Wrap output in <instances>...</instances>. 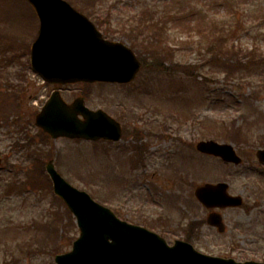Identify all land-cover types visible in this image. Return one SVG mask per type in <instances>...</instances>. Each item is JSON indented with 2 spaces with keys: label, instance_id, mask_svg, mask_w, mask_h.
Returning a JSON list of instances; mask_svg holds the SVG:
<instances>
[{
  "label": "rangeland",
  "instance_id": "obj_1",
  "mask_svg": "<svg viewBox=\"0 0 264 264\" xmlns=\"http://www.w3.org/2000/svg\"><path fill=\"white\" fill-rule=\"evenodd\" d=\"M239 1L99 0L95 6L100 8L102 17L111 10V25L117 30L110 31L116 33V41L123 42L128 47H132L129 37L123 33L120 35L119 29L128 27L131 18L138 22L141 18L146 24L156 22L158 18L161 22L165 20L168 42L175 50L174 61L196 64L202 63V57L197 53L198 37L192 27L204 18L212 26H226V30H235L237 39L234 44L245 52L256 47L264 55V22L260 20L264 17V12L252 6V0L242 1V4ZM262 2L264 4V0ZM241 10L245 12L243 16L238 13L237 16L234 15V12ZM256 15L261 17L255 18ZM237 17L241 20L239 23L235 21ZM108 25L105 24L103 29L108 30ZM36 26L37 20H34L32 11L24 0H0V96L7 97L9 102L18 98L20 124L26 128L28 136L35 138V145L30 146L32 150L28 148L27 151L26 147H19L17 144L20 138L21 142L25 141L23 134L0 129L1 183L6 185L13 174L17 177H23L24 174L35 175L31 167L37 157L29 154L41 148L43 151L36 152L42 155L38 158V163H46L48 159L45 156L49 152L48 157L54 159L56 169L61 171L66 181L119 209L121 219L131 223L147 221L153 224L155 221L159 224L156 220L163 215L167 222L159 225L158 231L154 232L172 244L174 240L185 239L183 229L186 223L199 220L204 222L208 213L196 202L193 196L195 188L203 183L225 182L229 185L228 193L241 196L248 209L241 207L221 210L226 232L219 234L202 223L198 225L199 230L194 232L190 243L202 253L232 258L238 262L264 260V240L254 242V232L250 228L252 226L254 229L255 223L262 224L264 221V168L258 165L255 157V152L264 146L257 139L249 141L252 143L244 141L240 142L241 145H236L222 141L221 137L216 138V142L233 145L244 163L238 168L225 166L218 159L202 156L195 151V144L203 140L201 134L205 131V122L216 127L224 121L229 125L234 120L250 136L263 135L264 87L254 91L246 80L226 79L224 74H216L205 63L201 65V72L196 77L167 71H172L169 68L173 60L162 63L163 68L156 72L151 67L150 58L143 60L144 68L129 87L93 84L87 89L86 106L93 110L102 109L121 122L124 128L134 127L144 137L142 144L146 145L151 155L148 167L129 173L123 166L126 158L121 155L119 146L125 144L127 138L118 142L117 146L98 144L97 148L91 143L66 139L51 141L48 147L45 142L43 148L36 146L40 141L34 124L30 123L32 113L42 108L54 90H60L66 102H71L83 90L81 84H46L32 72L29 55H24L18 44L21 40L31 43ZM134 52L138 55L140 50L136 49ZM5 91L7 92L4 93ZM241 97L242 103L235 102ZM122 104L135 107L142 120L125 122L122 114L126 113ZM256 119L262 120L255 123ZM212 136L215 137L214 134ZM108 169L111 171L110 175ZM115 173L123 177V180L131 179V185L126 189L115 188L112 183L109 185V177H113ZM151 184L165 192V200L162 198L161 202L152 201L154 194ZM122 185L128 184L125 182ZM112 192L111 197L106 196V193L109 195ZM174 194L179 197L178 201H167V197ZM3 195L1 190L0 236L4 234V230H9L6 229V223L12 222L18 232L22 233L19 240L26 237L31 242V253L24 255L19 252L17 264H54L53 255L49 253L51 248L55 246L61 253L70 250L78 230L65 215L64 208L54 199L52 190L47 187L23 196L20 193L4 198ZM181 211L185 213L183 216H180ZM46 228L52 230L48 237ZM161 230L170 239L164 237ZM0 264H5L1 253Z\"/></svg>",
  "mask_w": 264,
  "mask_h": 264
},
{
  "label": "water",
  "instance_id": "obj_2",
  "mask_svg": "<svg viewBox=\"0 0 264 264\" xmlns=\"http://www.w3.org/2000/svg\"><path fill=\"white\" fill-rule=\"evenodd\" d=\"M39 18V31L31 45L32 68L50 83L116 82L128 83L139 71L134 54L119 43L104 41L94 26L62 0H28ZM81 115L84 120L78 119ZM35 123L52 139L58 137L117 141L120 126L102 111L84 107L83 99L66 105L55 92ZM201 153L220 157L225 162L241 163L229 145L213 141L200 142ZM264 163V150L257 152ZM54 193L75 216L80 237L71 253L57 256V264H258L236 263L204 256L183 242L171 248L157 235L117 220L106 208L94 203L84 192L67 184L55 171L53 162L46 164ZM227 185H203L196 189V198L207 208L238 207L239 197L226 193ZM207 223L223 231L221 218L212 213Z\"/></svg>",
  "mask_w": 264,
  "mask_h": 264
},
{
  "label": "trees",
  "instance_id": "obj_3",
  "mask_svg": "<svg viewBox=\"0 0 264 264\" xmlns=\"http://www.w3.org/2000/svg\"><path fill=\"white\" fill-rule=\"evenodd\" d=\"M69 3L73 5H93L95 0H68ZM86 15L92 16L94 14L90 10H82ZM105 23V22H104ZM103 23V24H104ZM166 23V22H165ZM103 24H98L102 25ZM165 24L164 22H150L148 24L142 25L138 24L136 27L131 28L129 30L121 28V32L126 36H129V41L131 44L137 48L141 49L140 57L144 60L145 58H150L151 67L154 70H159L163 68L162 63L171 62L174 57V50L171 48L168 40L167 33L164 32ZM194 32L198 34L197 44L199 46L206 45L207 48L204 49L205 55L208 54L210 56L207 58V63L212 65L218 71H222L227 75H231L235 72L243 73L249 67V63L244 62V57L239 56L240 50L236 49L233 45H229V37L223 35L213 34L212 31H208V25L205 21L201 20L196 23L194 27ZM191 28V29H192ZM206 32V34H204ZM134 37V38H133ZM171 43V41H170ZM252 58V56L250 57ZM252 59H255L253 57ZM259 60V64L262 62ZM252 67V66H251ZM250 67V68H251ZM249 68V69H250ZM172 72L176 73H185L190 76H195L198 71L197 65H182L177 62H173L171 67L169 68ZM12 105L15 106L14 102ZM3 106H5V101L0 102V125L2 123L7 122V118L4 116L5 112L2 110ZM13 108H10L12 110ZM4 112V113H2ZM220 137L229 142H234L240 144V142L248 141V134L243 131L241 127H235V124L230 125H222ZM44 139H47L45 135H43ZM244 138V139H242ZM264 141V136L261 138V143ZM196 224L190 225V228L195 227ZM264 233V232H263ZM260 236L261 234H255Z\"/></svg>",
  "mask_w": 264,
  "mask_h": 264
}]
</instances>
